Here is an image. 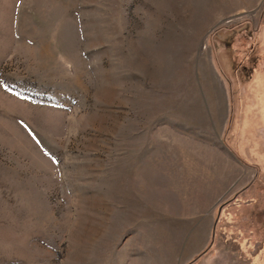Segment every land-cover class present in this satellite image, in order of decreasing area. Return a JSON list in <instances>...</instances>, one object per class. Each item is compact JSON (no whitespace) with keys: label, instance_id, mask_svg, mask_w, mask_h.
Returning <instances> with one entry per match:
<instances>
[{"label":"rangeland","instance_id":"374dc122","mask_svg":"<svg viewBox=\"0 0 264 264\" xmlns=\"http://www.w3.org/2000/svg\"><path fill=\"white\" fill-rule=\"evenodd\" d=\"M262 38L264 0H0V264H264Z\"/></svg>","mask_w":264,"mask_h":264},{"label":"crops","instance_id":"0c3cea01","mask_svg":"<svg viewBox=\"0 0 264 264\" xmlns=\"http://www.w3.org/2000/svg\"><path fill=\"white\" fill-rule=\"evenodd\" d=\"M259 73H262L260 72V70H258ZM264 74V72H263ZM258 109L262 110V111H258ZM257 119L259 118L260 120H264V118L262 117V113L264 112V87L263 89H257ZM260 112V113H259ZM264 116V115H263Z\"/></svg>","mask_w":264,"mask_h":264},{"label":"trees","instance_id":"16d2710c","mask_svg":"<svg viewBox=\"0 0 264 264\" xmlns=\"http://www.w3.org/2000/svg\"><path fill=\"white\" fill-rule=\"evenodd\" d=\"M262 39H264V38H262ZM262 42H263V41H261V43H262ZM257 71H258V70H257ZM258 72H259V71H258ZM260 72H261V71H260ZM262 73H263V72H262ZM259 120H260V119H257L258 122H263V120H260V121H259ZM258 122H257V124H258Z\"/></svg>","mask_w":264,"mask_h":264}]
</instances>
